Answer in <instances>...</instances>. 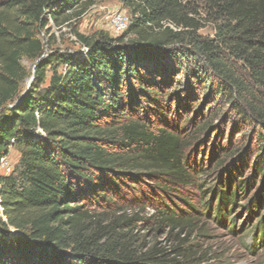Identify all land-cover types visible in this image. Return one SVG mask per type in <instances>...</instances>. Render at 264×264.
Masks as SVG:
<instances>
[{
	"label": "trees",
	"instance_id": "16d2710c",
	"mask_svg": "<svg viewBox=\"0 0 264 264\" xmlns=\"http://www.w3.org/2000/svg\"><path fill=\"white\" fill-rule=\"evenodd\" d=\"M188 1L121 0L127 30L88 36L72 22L95 0H0V164L20 153L0 174V264H181L180 247L144 246L134 230L150 199L157 228L199 222L167 203L168 185L194 180L197 160L185 156L193 138L152 118L166 123L173 104L198 106L199 84L255 126L254 152L226 155L237 158L214 188L217 218L233 220L242 197L264 210V0H201L215 38L195 32ZM51 23L72 29L76 54L44 56ZM24 57L35 73L22 93Z\"/></svg>",
	"mask_w": 264,
	"mask_h": 264
},
{
	"label": "rangeland",
	"instance_id": "374dc122",
	"mask_svg": "<svg viewBox=\"0 0 264 264\" xmlns=\"http://www.w3.org/2000/svg\"><path fill=\"white\" fill-rule=\"evenodd\" d=\"M95 1L96 3L79 20L74 19L72 23L76 24L80 33L88 36L100 31L114 36L108 31L107 11L108 9L127 8L123 7L121 0ZM185 3H189L187 14L194 17L199 24L195 32L203 37L215 38V24L207 15L204 2L189 0ZM40 38L44 44V56L56 50L78 52L81 47L67 24L57 27L51 23L49 32L43 31ZM196 58L195 60H198V56ZM199 60V63L204 65L202 58ZM21 63L27 71V76L20 85V91L24 93L34 80L35 62L24 57ZM62 69L60 67V70ZM50 76L48 72L46 85L49 83ZM181 76L183 77L179 75ZM214 80H217V77L214 76ZM195 88L197 94L193 102H201L198 106L193 108L191 105L189 108L179 109L176 104H173L171 111L165 114L167 115L166 123L160 121L159 117L153 116L152 118L161 127L166 125L173 128L175 125H181L182 131H185L182 135L193 138L185 156H190L192 162L194 159L197 160L198 170L192 182L183 185H168L171 186L169 192L175 198L174 201L168 200L167 203L176 213L181 214L179 208L184 209L189 213L185 214L187 218L196 216L199 222L193 221L190 224L185 223L173 228H157L159 216L156 209L152 207V199H150L151 202L145 203L142 211L138 209L142 220L136 224L134 232L140 242L147 247L157 245L166 247L168 250L180 247L182 255L173 256L181 264H264V224L259 218L264 215V210L255 206L250 210L248 208L250 198L242 197L232 209L233 220L232 216L228 218V213H225L224 219L217 218L218 200L214 192L215 186L225 174V168L229 167L230 163H233V167L236 165L237 156L227 157L228 151L233 149L243 151L245 146L250 145L251 154L254 152L255 126L241 121L228 104L223 105L218 102L215 94L211 99H207L208 91L204 85L199 84ZM200 107H202V112L197 113ZM211 113L214 114L210 115ZM207 120L210 121L207 130L197 133L199 126ZM19 159V151L12 148L6 156L12 168L9 174L17 167ZM221 162L224 163L223 166H219ZM229 168L231 171V167ZM249 173H251L250 169L246 171V175ZM0 174L8 175L2 165H0ZM259 183L260 180H258Z\"/></svg>",
	"mask_w": 264,
	"mask_h": 264
},
{
	"label": "built area",
	"instance_id": "2783aa9c",
	"mask_svg": "<svg viewBox=\"0 0 264 264\" xmlns=\"http://www.w3.org/2000/svg\"><path fill=\"white\" fill-rule=\"evenodd\" d=\"M106 19L108 23L107 25L108 31L113 33L114 36H117L127 30V28L129 27L132 21V16L129 13V11L124 8H118V9H113V10L108 9L107 14H106ZM0 165L5 167L7 174L11 172L12 168L9 165L8 161L6 160V157H3L1 159ZM2 211L3 209L0 206V216H2L4 220H6L5 217L3 216Z\"/></svg>",
	"mask_w": 264,
	"mask_h": 264
},
{
	"label": "water",
	"instance_id": "95a60500",
	"mask_svg": "<svg viewBox=\"0 0 264 264\" xmlns=\"http://www.w3.org/2000/svg\"><path fill=\"white\" fill-rule=\"evenodd\" d=\"M12 231H13V232H15V233H20L18 230H15V229H14V230H12Z\"/></svg>",
	"mask_w": 264,
	"mask_h": 264
}]
</instances>
